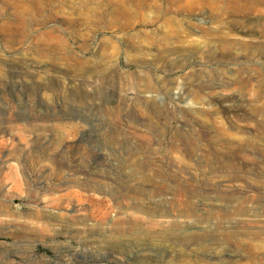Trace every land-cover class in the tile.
Segmentation results:
<instances>
[{"label": "rangeland", "instance_id": "obj_1", "mask_svg": "<svg viewBox=\"0 0 264 264\" xmlns=\"http://www.w3.org/2000/svg\"><path fill=\"white\" fill-rule=\"evenodd\" d=\"M98 1L0 0L37 19L32 42L0 31V264H264V0L238 16L194 0L190 17L158 0L194 38L167 65ZM215 127L256 147L255 174L153 173L205 160Z\"/></svg>", "mask_w": 264, "mask_h": 264}, {"label": "bare ground", "instance_id": "obj_2", "mask_svg": "<svg viewBox=\"0 0 264 264\" xmlns=\"http://www.w3.org/2000/svg\"><path fill=\"white\" fill-rule=\"evenodd\" d=\"M31 4H38L39 0H28ZM167 3L175 6L181 3L183 0H165ZM186 5L184 12L187 15H194V0H185ZM259 0H220L221 4H214V1L207 0H195V3L200 5V10L208 7L209 2L216 7H212L214 14L224 13H237V16L248 8L251 4H255ZM105 2L107 9L100 11L101 16L110 15L114 18L111 24H117L124 29L136 30L134 35H131L126 39L127 44L132 47L140 48L142 46H154L164 51L163 57L167 65V61L171 64L172 59L176 61H182L181 57L183 52H187V49H194V38L192 33L182 26V22L175 16H171L170 9H162L158 7V0H99L96 5ZM132 3L134 6L150 7L154 6L158 8L159 12L157 16H147L138 11H129L127 4ZM98 7V6H97ZM181 10V7L178 8ZM210 12L211 14H213ZM99 13V12H98ZM36 17L30 13V10H26L25 13L12 14V15H0V31L8 36L6 39L8 43L13 44L21 39L26 42H32L30 34L33 33L32 25L36 23ZM189 24V23H188ZM189 27H193L189 25ZM221 26L218 25L217 28ZM150 28V30H148ZM23 40L20 43L24 42ZM42 44L45 47H49L50 36L48 31L43 32ZM38 44V43H37ZM39 45V44H38ZM251 55L252 59H256L258 54L256 50H253ZM178 53V55H176ZM163 54V53H162ZM176 55V56H174ZM174 56V57H173ZM172 59H169V58ZM169 66V65H168ZM252 71L256 73L257 68L254 66ZM148 76V75H147ZM237 110H242L241 105H234ZM190 113V110L186 111ZM250 114L252 118V128L260 130L264 128V109L255 104L250 108ZM245 115L242 113V116ZM243 120V119H241ZM245 126H242L244 129ZM242 129V130H243ZM3 132L0 130V133ZM216 136L214 138L207 139L208 154L205 155V160L194 163L191 166H182L181 164L171 163L170 167L167 166V170L163 167H156L153 173L164 174L166 171L170 176H178L181 174L194 171V167H197L196 171L211 174H235V175H253L257 172L250 165H254L257 162L256 147L251 144L247 139L241 138L238 142H234V136L226 129L215 127ZM183 146L188 151V157H194V141L182 140L179 142V147ZM254 147V149L252 148ZM256 150V151H255ZM200 157V156H198ZM238 160H240L238 163ZM198 161V160H197ZM202 162H204L203 165ZM190 167V168H189ZM89 192L93 194H101L98 188L86 189L85 196ZM156 194V193H153ZM84 209V207H82ZM142 254L134 252L131 259H143Z\"/></svg>", "mask_w": 264, "mask_h": 264}]
</instances>
